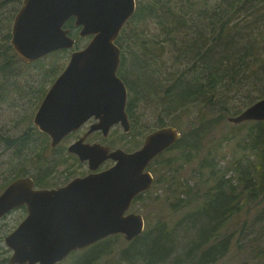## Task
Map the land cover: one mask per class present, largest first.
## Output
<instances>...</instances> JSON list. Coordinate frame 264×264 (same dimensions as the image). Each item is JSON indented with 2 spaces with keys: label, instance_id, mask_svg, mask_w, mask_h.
Segmentation results:
<instances>
[{
  "label": "trees",
  "instance_id": "1",
  "mask_svg": "<svg viewBox=\"0 0 264 264\" xmlns=\"http://www.w3.org/2000/svg\"><path fill=\"white\" fill-rule=\"evenodd\" d=\"M14 2L20 0H0V102L11 95L29 94L36 107L45 83L40 90L27 91L21 83L26 71L36 66L56 78L64 68L43 69L45 57L29 63L15 51L11 26L18 6L10 14L4 11ZM66 26L76 39L75 46L56 52L85 45L74 18ZM116 42L121 48L118 75L128 88L126 109L132 128L141 131L143 103L156 113L153 128L175 126L191 106L199 110L173 145L176 153L158 163L162 169L173 170L171 175L164 172L160 181L167 185L172 211L184 213L178 223L185 221L196 237L185 248L183 260L173 264H216L234 240L232 233L222 231L236 214L248 212L252 202L264 200V121L242 122L237 125L242 129L219 133L222 121L236 108L230 107L233 94L248 91L244 104L234 110L236 115L264 97V0H137L136 11ZM28 118L29 113H24L21 120ZM32 128L36 130L30 125L16 137L0 129V142L21 155L30 141H37L30 137ZM233 139L240 152L228 166H222L221 147ZM196 164L181 180L184 168ZM26 174L20 167L2 186ZM256 219L264 221V207ZM175 228L159 223L157 230L145 229L122 252L129 262L163 264L177 254ZM102 240L74 251L58 264H96L111 252L105 245L108 240Z\"/></svg>",
  "mask_w": 264,
  "mask_h": 264
},
{
  "label": "water",
  "instance_id": "2",
  "mask_svg": "<svg viewBox=\"0 0 264 264\" xmlns=\"http://www.w3.org/2000/svg\"><path fill=\"white\" fill-rule=\"evenodd\" d=\"M137 0H22L14 18L11 45L26 62L61 49H73L75 39L65 23L74 18L87 45L71 53L69 63L49 89L34 124L57 145L91 116L99 119L92 130L108 134L120 124L131 129L126 111L127 87L118 75L121 48L116 40L134 14ZM233 123L264 121V97L237 115ZM181 137L173 125L145 136L143 145L126 152L97 143L77 142L73 148L92 169L112 158L113 166L76 178L65 186L35 189L31 177L20 176L0 193V219L26 205L28 214L4 241L13 250L11 264H55L77 249L113 234L129 241L144 230L141 213L129 212L133 199L149 190L154 176L150 162ZM78 144V145H77Z\"/></svg>",
  "mask_w": 264,
  "mask_h": 264
},
{
  "label": "rangeland",
  "instance_id": "3",
  "mask_svg": "<svg viewBox=\"0 0 264 264\" xmlns=\"http://www.w3.org/2000/svg\"><path fill=\"white\" fill-rule=\"evenodd\" d=\"M21 3L22 0L10 4L8 8H4V11L6 12L5 14H10L8 12L16 5L19 10ZM88 41L87 37L82 40L84 44ZM71 53L72 51L68 50V52H53L44 56L45 64L43 69L53 68L55 70L58 67L59 70H61L65 68L64 66L68 64ZM54 79L55 75H53V73L49 75L43 70H38L36 66H31L21 78V83L23 81V84L26 85V90L29 92L40 90L41 86L45 83V89L43 91L44 95ZM28 86L29 90L27 88ZM14 92L12 93L13 95ZM245 94H248L247 89L246 92L243 90L233 94V100L230 103V107H236L234 110L239 109L245 102ZM41 100L36 107H33L35 101L33 97L29 96V94L23 96L17 95L15 97H12L11 95L8 100H1L0 129H2L5 134L14 137L22 134L33 124L35 112L38 110L37 108ZM245 108L246 107H243L241 110H244ZM234 110H232L231 114H228L220 124V134L222 132H230L239 128H244L237 126L241 123H233L228 120L229 116H234ZM196 111H199L197 107L191 106L187 115L183 114L180 116L176 121V124H174L179 127L181 134L184 133L183 129L186 128L185 126H188L189 121L194 118L192 115L195 114ZM140 112L143 113L142 123L140 125L141 131L137 128H131L130 132L126 133L123 127L115 126L109 137L106 139L101 138L102 135L98 132L92 135L91 140H103V142L107 144H111L112 142L114 147H122L126 150L142 146L146 134L159 127L153 128V126L156 125V113L151 105L143 103ZM24 113H29V118L21 120ZM77 136L78 135H75L74 138ZM29 145L21 155H18L14 148L7 149L5 148V144L0 142V193L4 189V186H2L3 182L10 178L16 169L24 167L28 171V174L26 175H29V158L33 154V147L37 148L38 142L30 141ZM221 149L220 165L222 166H228L233 162L235 156L239 154L236 152H240L235 139L225 142ZM174 153H176V150L174 149L166 151L157 157V161L152 162L149 171H151L154 176V183L149 190L145 191L144 194H141V199L133 202L129 210V212L141 213L144 216L145 229L157 230L156 227L159 223H166L168 227H176L173 233L175 244L178 246L177 254L171 256L163 264H173L175 261L178 262L183 260L186 253L185 248L196 239L192 229L185 225V221L182 224L178 223L182 219L184 213L183 211H172L173 207L168 201L169 191L166 188L167 185L164 186L165 184H162L160 181L164 172H167V175H171L173 170L162 169L158 161L168 159ZM196 166L197 164L188 165L186 170L184 168V171L181 173V180H184V178L190 174L192 169ZM229 176L230 173L227 177ZM248 200H251V196L248 197ZM250 205L251 207L248 212L243 210V212L236 214L226 229L222 231L226 234L232 233L234 235V240L227 255L220 259L216 264H241L247 259H250L251 264H264V221L256 219L260 214L261 209L264 207V200L262 202L254 201ZM25 216L26 210L25 207H22L13 209L0 219V262H3V264H9L8 259L13 252L12 249L5 244L4 237L20 221H22ZM105 239L108 240L105 245L111 247V252L101 258L96 264H139L138 262H129L124 256L122 251L126 249L131 242L128 241L123 234L112 235ZM252 257L254 258L252 259Z\"/></svg>",
  "mask_w": 264,
  "mask_h": 264
},
{
  "label": "flooded vegetation",
  "instance_id": "4",
  "mask_svg": "<svg viewBox=\"0 0 264 264\" xmlns=\"http://www.w3.org/2000/svg\"><path fill=\"white\" fill-rule=\"evenodd\" d=\"M136 7H137V2H136ZM66 23H65V28H68L66 26ZM84 38H86V37H84ZM87 43L84 45V47L87 45ZM73 51L74 50H72V52ZM66 66H65V68H66ZM119 68H120V66H119ZM119 68H118V71H119ZM61 73H59L58 76ZM56 78L53 80V82L51 83V85L47 91H49V89L52 87V85L56 81ZM47 91H46V93H47ZM127 92H128V88H127ZM46 93L43 95V98H42L37 109H39ZM128 95H129V92L127 94V100H128ZM126 108H127V106H126ZM126 111H127V109H126ZM36 112H37V110H36ZM36 112H35V114H36ZM99 121L100 120L97 119L95 116H91L90 118L85 120L76 130H73V131L69 132L66 136H64L62 138V140L57 145L52 146L51 145V142H52L51 135L45 131H41L34 124V119H33L32 126L36 127V130L32 128V130L30 131V137L32 138V140L37 139L38 146H37V148L33 147V149H34L33 154L29 158V177H31L33 179V181L35 182V186H34L35 189L59 188V187L67 185L68 183H70L71 181H73L76 178L85 177V176L89 175L90 173L102 172L105 169H108L115 164L116 161L112 158H109V159L105 160L104 162H102L97 169H92V167L90 165L89 157H87L86 159H82L81 156L73 148V146L77 142H81L84 145H94L97 143H101L103 145L109 146L111 148V150H114L117 148H122V147H114L112 145V142H111V144H107V143L103 142V140H91L92 135L95 133H98V132L101 133V135H102L101 138L106 139L107 137H109L112 129L115 126H121L120 124L113 125L111 127V129L109 130L108 134H104L103 130H100V129L92 130V127L96 126V124H98ZM131 128H132V125H131ZM129 132H126V133H129ZM75 135H78V136L74 138ZM101 138H99V139H101ZM30 145H29V147H30ZM140 147L129 148L128 150H126L124 148H122V149L125 150L126 152H133V151L139 149ZM172 147H173V145L171 147H169L168 149H166L164 152L172 150ZM164 152H162L160 155H162ZM159 156H157V157H159ZM155 159H153L150 162V165L153 161H155ZM150 165H149V167H150ZM149 167H148V169H149ZM141 194H144V192ZM138 196H136L133 199L132 204L134 201H137L136 198ZM22 207H25L26 216H27L28 210H27L26 205H22V206H19L16 208H22ZM130 208H129V210H130ZM129 210L127 211V213H129ZM20 222L9 233H11L20 224ZM8 261H9V259H8Z\"/></svg>",
  "mask_w": 264,
  "mask_h": 264
},
{
  "label": "bare ground",
  "instance_id": "5",
  "mask_svg": "<svg viewBox=\"0 0 264 264\" xmlns=\"http://www.w3.org/2000/svg\"><path fill=\"white\" fill-rule=\"evenodd\" d=\"M135 11H136V9H135ZM134 13H135V12H134ZM16 14H17V13H16ZM15 16H16V15H15ZM132 16H133V15H132ZM132 16H131V17H132ZM131 17H130V18H131ZM14 18H15V17H14ZM130 18H129V19H130ZM129 19H128V20H129ZM128 20H127V21H128ZM127 21H126V22H127ZM13 22H14V21H13ZM126 22H125V24H126ZM125 24H124V25H125ZM12 26H13V25H12ZM123 27H124V26H123ZM122 29H123V28H122ZM74 39H75V38H74ZM75 42H76V40H75ZM120 63H121V56H120ZM119 66H120V65H119ZM117 72H118V71H117ZM56 79H57V78H56ZM47 92H48V91H47ZM46 94H47V93H46ZM127 94H128V92H127ZM45 97H46V95H45ZM45 97H44V98H45ZM43 100H44V99H43ZM127 114H128V113H127ZM128 117H129V116H128ZM129 121H130V119H129ZM130 123H131V122H130ZM177 128H178V127H177ZM178 129H179V128H178ZM155 130H156V129H155ZM153 131H154V130H153ZM179 131H180V130H179ZM180 132H181V131H180ZM181 136H182V134H181ZM180 138H181V137H180ZM143 217H144V216H143ZM144 220H145V218H144ZM144 230H145V225H144ZM144 230H143V232H144ZM143 232H142V233H143ZM142 233H141V234H142ZM117 234H122V233H117ZM141 234H140V235H141ZM113 235H116V234H113ZM123 235H124V234H123ZM110 236H112V235H110ZM124 236H125V235H124ZM138 236H139V235H138ZM107 237H109V236H107ZM107 237H105V238H107ZM105 238H103V239H105ZM101 240H102V239H101ZM99 241H100V240H99ZM128 241H129V240H128ZM4 242H5V241H4ZM97 242H98V241H97ZM95 243H96V242H95ZM5 244H6V243H5ZM93 244H94V243H93ZM6 245H7V244H6ZM90 246H91V245H90ZM8 247H9V246H8ZM83 249H84V248H83ZM77 250H82V249H77ZM77 250H74V251H77ZM74 251H72L70 254H72ZM70 254H68L64 259H66ZM64 259H63V260H64ZM9 260H10V258H9ZM63 260H61V261H59V262H57V263H55V264H58V263L62 262ZM8 262H9V261H8ZM9 264H11V263L9 262Z\"/></svg>",
  "mask_w": 264,
  "mask_h": 264
}]
</instances>
